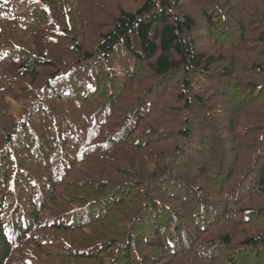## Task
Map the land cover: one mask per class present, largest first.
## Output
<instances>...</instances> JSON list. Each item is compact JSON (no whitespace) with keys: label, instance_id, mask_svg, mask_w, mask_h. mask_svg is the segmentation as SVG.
I'll return each instance as SVG.
<instances>
[{"label":"trees","instance_id":"1","mask_svg":"<svg viewBox=\"0 0 264 264\" xmlns=\"http://www.w3.org/2000/svg\"><path fill=\"white\" fill-rule=\"evenodd\" d=\"M262 57L264 0H0V264H264Z\"/></svg>","mask_w":264,"mask_h":264},{"label":"rangeland","instance_id":"2","mask_svg":"<svg viewBox=\"0 0 264 264\" xmlns=\"http://www.w3.org/2000/svg\"><path fill=\"white\" fill-rule=\"evenodd\" d=\"M212 50H215V48L213 47ZM256 63H258V64H264V57L259 58L258 60H256ZM219 100H220V99H219ZM220 101H221V100H220ZM213 103H214V102L211 101L210 104H213ZM6 106H8V108H9L11 114L14 113L16 110H18V109L21 108V105L18 106V105H17V101H15V100H13L11 103L8 102ZM216 109H217V108H216ZM217 112H218V111H217ZM212 113H214V112L212 111ZM218 113H219V112H218ZM9 114H10V113H9ZM218 115H219L220 118H221V123H222V125L227 127V119H225V118L223 117V113L220 112V114H218ZM198 157H199V156H198ZM199 158H200V157H199ZM247 162H248V160H245V161H244V164L246 165Z\"/></svg>","mask_w":264,"mask_h":264}]
</instances>
